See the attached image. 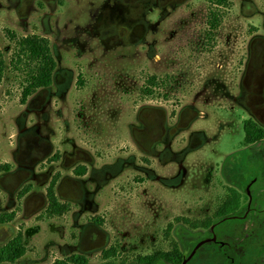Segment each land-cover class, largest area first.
Returning <instances> with one entry per match:
<instances>
[{
    "label": "rangeland",
    "instance_id": "obj_1",
    "mask_svg": "<svg viewBox=\"0 0 264 264\" xmlns=\"http://www.w3.org/2000/svg\"><path fill=\"white\" fill-rule=\"evenodd\" d=\"M208 6L0 0V213L15 212L0 245L21 231L26 246L2 264H138L175 247L182 262L213 232L233 264H264V139L245 144L243 131L264 130V0L220 7L212 47ZM10 32L48 38L56 61L52 84L24 102ZM152 75L164 82L143 92ZM55 175L60 215L47 211ZM230 189L236 209L216 219ZM215 255L206 244L190 264Z\"/></svg>",
    "mask_w": 264,
    "mask_h": 264
},
{
    "label": "trees",
    "instance_id": "obj_2",
    "mask_svg": "<svg viewBox=\"0 0 264 264\" xmlns=\"http://www.w3.org/2000/svg\"><path fill=\"white\" fill-rule=\"evenodd\" d=\"M209 4L207 9L206 24L209 27L205 32V39L209 47L214 42L215 32L221 23L220 6H227L229 0H206ZM8 37L15 39V48L13 56L10 60V65L16 70H22L25 73L21 102L27 100L36 90L40 88H47L52 84L53 72L56 68V61L53 57L50 41L48 38L31 34L15 38L14 33L10 32ZM6 63L2 52L0 51V84L2 82ZM164 81H158L154 75L147 78V86L144 87L143 92L152 93L153 88L159 86ZM244 143L253 144L259 140L264 139V130H262L254 121L246 120L243 124ZM56 158V157H54ZM81 173H84L85 167H79ZM57 183V176L55 175L50 181L46 194L48 198L47 211L52 215H60L63 213L64 205L61 204L56 197L55 187ZM224 198L222 204L216 209L213 216L216 219H225L236 209L238 199L233 196L231 189ZM26 190L22 191L23 195ZM15 217V212L0 213V224L11 222ZM177 220V218H176ZM188 223L189 220L185 219ZM172 226L170 223L167 230ZM115 249H107L103 252V258H109L115 253ZM26 253V246L24 244V236L21 231L7 241L0 245V264L14 263ZM222 256V255H221ZM223 259V256H222ZM167 261L170 264H181V253L178 247L166 252H155L146 256H138V264H158L159 262ZM58 264H87V259L81 255H72L65 260L57 261Z\"/></svg>",
    "mask_w": 264,
    "mask_h": 264
},
{
    "label": "flooded vegetation",
    "instance_id": "obj_3",
    "mask_svg": "<svg viewBox=\"0 0 264 264\" xmlns=\"http://www.w3.org/2000/svg\"><path fill=\"white\" fill-rule=\"evenodd\" d=\"M220 7H226V6H220ZM220 7H219V8H220ZM206 25H207V24H206ZM207 28H209V27L207 26ZM205 40H206V39H205ZM206 42H207V41H206ZM246 193H247V194H250L248 191H247ZM253 196H254V194H253ZM261 197H263V196H261ZM250 198H252V194H251ZM201 241H206V242H204L203 244H201V245L195 250V252L193 253V255L190 256L191 253L193 252V250L195 249L196 245H197L198 243H200ZM198 243L194 246V248L192 249V251L190 252V254L187 255L185 258H183L181 264H183V261H185V264H190V263L192 262V257L196 254V252H197L202 246H204V245H206V244H211V245H213V246L215 247V249H216V255L213 256V258H212V262H213V263H215V264H224L225 262H227V264H233L234 259H233V253H232V251H231V250H227V251H226V250L223 249L225 246H228V245L226 244L225 241L218 239V238H217V235H216L214 232L212 233L211 237H206V238L200 240ZM161 252H165V251H161ZM153 253H155V252H153ZM153 253H151V254H153ZM147 255H150V254H147ZM221 255L223 256V259H222V256H221ZM144 256H146V255H144ZM189 256H190V257H189ZM162 262H165V263L169 264L167 261H162Z\"/></svg>",
    "mask_w": 264,
    "mask_h": 264
},
{
    "label": "water",
    "instance_id": "obj_4",
    "mask_svg": "<svg viewBox=\"0 0 264 264\" xmlns=\"http://www.w3.org/2000/svg\"><path fill=\"white\" fill-rule=\"evenodd\" d=\"M204 242H206V241H201L200 243H198V244L196 245L195 249L193 250V252L191 253L190 256H192L193 253L195 252V250H196L201 244H203ZM190 256H189V257H190ZM183 264H185V261H183Z\"/></svg>",
    "mask_w": 264,
    "mask_h": 264
}]
</instances>
